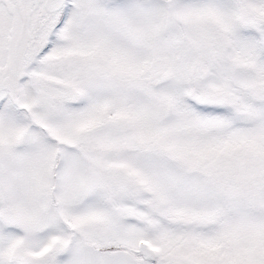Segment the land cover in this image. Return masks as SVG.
<instances>
[{
    "label": "snow or ice",
    "instance_id": "1",
    "mask_svg": "<svg viewBox=\"0 0 264 264\" xmlns=\"http://www.w3.org/2000/svg\"><path fill=\"white\" fill-rule=\"evenodd\" d=\"M0 264H264V0H0Z\"/></svg>",
    "mask_w": 264,
    "mask_h": 264
}]
</instances>
